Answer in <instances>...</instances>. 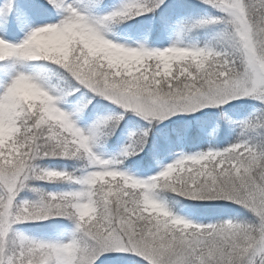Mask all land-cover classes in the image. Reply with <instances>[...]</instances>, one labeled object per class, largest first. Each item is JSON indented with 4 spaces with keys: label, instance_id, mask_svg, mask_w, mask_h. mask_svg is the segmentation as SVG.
<instances>
[{
    "label": "snow or ice",
    "instance_id": "6c2138e0",
    "mask_svg": "<svg viewBox=\"0 0 264 264\" xmlns=\"http://www.w3.org/2000/svg\"><path fill=\"white\" fill-rule=\"evenodd\" d=\"M0 264H264V0H0Z\"/></svg>",
    "mask_w": 264,
    "mask_h": 264
},
{
    "label": "rangeland",
    "instance_id": "374dc122",
    "mask_svg": "<svg viewBox=\"0 0 264 264\" xmlns=\"http://www.w3.org/2000/svg\"><path fill=\"white\" fill-rule=\"evenodd\" d=\"M194 2H198V0H192ZM111 2V0H106V3ZM127 24H131V21L126 22ZM164 45H167V41H163ZM131 127L130 124L126 123V122H121V125L118 127L117 131H115L114 135H112L109 138V142H108V147L109 149H114L117 148L118 146L122 145L127 137V133L129 131V128ZM142 157H144L141 160V164L143 165V167L145 169L148 168V166L151 164V161L144 156L143 153L140 154ZM167 162V161H166ZM38 223H42V224H47V221L44 222H38Z\"/></svg>",
    "mask_w": 264,
    "mask_h": 264
},
{
    "label": "trees",
    "instance_id": "16d2710c",
    "mask_svg": "<svg viewBox=\"0 0 264 264\" xmlns=\"http://www.w3.org/2000/svg\"><path fill=\"white\" fill-rule=\"evenodd\" d=\"M192 3L196 4L197 2L192 1Z\"/></svg>",
    "mask_w": 264,
    "mask_h": 264
}]
</instances>
